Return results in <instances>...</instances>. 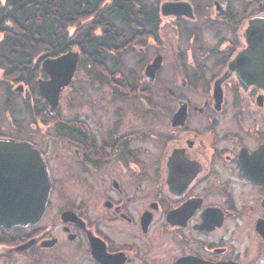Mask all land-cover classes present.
I'll return each instance as SVG.
<instances>
[{
    "label": "flooded vegetation",
    "instance_id": "1",
    "mask_svg": "<svg viewBox=\"0 0 264 264\" xmlns=\"http://www.w3.org/2000/svg\"><path fill=\"white\" fill-rule=\"evenodd\" d=\"M162 2L191 16L159 12L140 77L72 117L79 63L52 113L44 59L33 89L0 63V141L32 146L50 179L34 225L0 228V264H264V0Z\"/></svg>",
    "mask_w": 264,
    "mask_h": 264
},
{
    "label": "trees",
    "instance_id": "2",
    "mask_svg": "<svg viewBox=\"0 0 264 264\" xmlns=\"http://www.w3.org/2000/svg\"><path fill=\"white\" fill-rule=\"evenodd\" d=\"M161 0H0V63L20 79L37 76L42 59L79 52L90 85L123 86L120 54L156 36ZM134 84H138L134 79Z\"/></svg>",
    "mask_w": 264,
    "mask_h": 264
},
{
    "label": "water",
    "instance_id": "3",
    "mask_svg": "<svg viewBox=\"0 0 264 264\" xmlns=\"http://www.w3.org/2000/svg\"><path fill=\"white\" fill-rule=\"evenodd\" d=\"M160 15L191 16V8L183 2H162ZM252 28L258 24L250 22ZM263 28H264V21ZM79 52L69 51L55 58H46L41 70L49 80H39L38 95L50 106L52 113L58 104L61 92L71 84L79 63ZM160 59L156 57L146 67L144 75L153 78L159 68ZM16 87L15 92H20ZM2 169L0 176V228L34 225L42 216L50 191L48 171L40 154L26 143L0 141Z\"/></svg>",
    "mask_w": 264,
    "mask_h": 264
},
{
    "label": "rangeland",
    "instance_id": "4",
    "mask_svg": "<svg viewBox=\"0 0 264 264\" xmlns=\"http://www.w3.org/2000/svg\"><path fill=\"white\" fill-rule=\"evenodd\" d=\"M163 23H164L163 25H165L166 27H169L168 22L166 20H164ZM171 30L172 29L170 28V30L168 31L170 32ZM147 39L148 38H145L144 41H146ZM135 46L136 45H132V49H134L133 47ZM139 46H143L147 48L146 45L144 46V45L139 44ZM138 49L139 48H137V50ZM151 52L152 51L150 49H147L143 57L145 59H149ZM137 53H138L137 51L135 50L131 51L129 49L120 54V59L124 66V69L122 72V75L124 77H129L128 73L130 69H132V71L135 72V75L133 74L134 77L135 76L140 77V74L143 73V70H142L143 65L139 66L137 64L138 63L137 59H140ZM119 77L121 76L113 75V80H117ZM110 85H113V84H106V85L99 86V83L95 82L93 85H90L89 79L87 78V75L85 74V72L82 73L81 70H78L77 73L75 74V77L70 86V89L68 88L69 90L66 93H64V95L61 97V105H60V113H59L60 117L61 118H67V116L72 117L73 115L79 112L77 106H74V108L68 112L66 110L67 103L72 102V103L77 104L80 101H87L88 103L96 104V102L98 103L101 98H104L107 100L108 99L107 96H110L109 91H107ZM80 92L85 93V94H80Z\"/></svg>",
    "mask_w": 264,
    "mask_h": 264
}]
</instances>
